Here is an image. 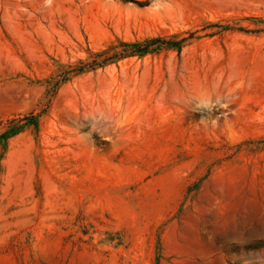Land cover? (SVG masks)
<instances>
[{"label":"rangeland","instance_id":"374dc122","mask_svg":"<svg viewBox=\"0 0 264 264\" xmlns=\"http://www.w3.org/2000/svg\"><path fill=\"white\" fill-rule=\"evenodd\" d=\"M0 264H264V0H0Z\"/></svg>","mask_w":264,"mask_h":264},{"label":"trees","instance_id":"16d2710c","mask_svg":"<svg viewBox=\"0 0 264 264\" xmlns=\"http://www.w3.org/2000/svg\"><path fill=\"white\" fill-rule=\"evenodd\" d=\"M122 45H133L134 47H139L140 46V43H137V42H134V43H123ZM147 51H148L147 48H142L140 50H136L135 49V50H130L129 52H124L122 54H119L118 56L124 57L125 55H143ZM33 125H34L35 128L37 127V121H36V119L34 120ZM19 129L20 128H14V129L10 130V132L6 133V136L7 135H14V134H16L19 131Z\"/></svg>","mask_w":264,"mask_h":264},{"label":"clouds","instance_id":"9594fccd","mask_svg":"<svg viewBox=\"0 0 264 264\" xmlns=\"http://www.w3.org/2000/svg\"><path fill=\"white\" fill-rule=\"evenodd\" d=\"M199 107L203 108L204 110H206L208 112H211L213 107H214V102L211 101V99L209 98L207 102L201 101L200 104H199Z\"/></svg>","mask_w":264,"mask_h":264},{"label":"bare ground","instance_id":"6f19581e","mask_svg":"<svg viewBox=\"0 0 264 264\" xmlns=\"http://www.w3.org/2000/svg\"><path fill=\"white\" fill-rule=\"evenodd\" d=\"M167 105V104H166ZM173 115V114H172Z\"/></svg>","mask_w":264,"mask_h":264}]
</instances>
